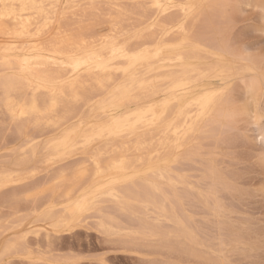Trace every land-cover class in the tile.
<instances>
[{"label": "bare ground", "instance_id": "1", "mask_svg": "<svg viewBox=\"0 0 264 264\" xmlns=\"http://www.w3.org/2000/svg\"><path fill=\"white\" fill-rule=\"evenodd\" d=\"M224 1L0 0V264H69L55 244L89 224L125 247L214 263L185 206L220 210L231 187L200 139L226 133L234 78L252 77L264 120L255 62L213 24ZM98 2L109 11L91 19ZM184 164L203 165L207 195Z\"/></svg>", "mask_w": 264, "mask_h": 264}, {"label": "rangeland", "instance_id": "2", "mask_svg": "<svg viewBox=\"0 0 264 264\" xmlns=\"http://www.w3.org/2000/svg\"><path fill=\"white\" fill-rule=\"evenodd\" d=\"M98 7L101 14L95 15L96 18L89 16L91 19L94 17L101 20L109 11L102 2H98ZM216 8V14L221 13L225 17L216 16L213 19L215 29L227 26L231 49L244 50L255 62V73L260 81V88L254 97L258 104V113L264 115V0H227ZM136 19L138 15L131 19L133 24L125 22L124 29L129 31L132 26H137ZM228 21L230 24H227ZM249 80L251 81L252 77L247 75L242 81L234 78L231 82L236 112L228 118L226 133L222 132L217 142L208 138L200 139L201 157L204 160H214V168L231 190L218 189L217 202L221 206L220 210L212 211L211 203L207 208L195 201L185 206L186 212L194 216L192 226L196 231V243L200 248L212 253L215 264L220 260L224 264H264V145L257 139V129L264 126V120H256L254 113H251L253 106L249 95L246 94ZM248 104L251 106L249 112L241 111ZM188 165L180 167V174L187 176L188 186L200 187L203 194L207 195V184L198 186L202 179L200 176L204 173L203 165ZM87 227L73 230L72 234L66 235L67 238L65 234H61V239L56 242L58 245L55 244L59 254L68 255L69 264L209 263L188 257L177 250L125 247L118 242L106 241L107 239L100 236L91 224ZM23 263L16 258L12 259V264Z\"/></svg>", "mask_w": 264, "mask_h": 264}]
</instances>
